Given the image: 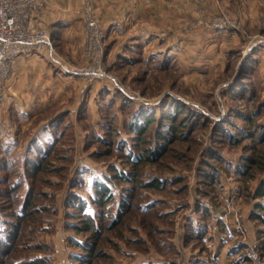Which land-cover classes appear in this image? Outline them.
<instances>
[{"label": "rangeland", "instance_id": "rangeland-1", "mask_svg": "<svg viewBox=\"0 0 264 264\" xmlns=\"http://www.w3.org/2000/svg\"><path fill=\"white\" fill-rule=\"evenodd\" d=\"M204 2L200 8L194 6L197 19L184 27L189 31L203 23L220 30L212 26L214 17L230 16L237 27L228 29L239 35L240 42L226 71H179L177 65L156 71L117 66L110 71L105 65L106 28L103 65L109 76L85 91L82 79L69 97L80 105L77 111L50 109L41 116L52 114L53 120L41 133L19 131L26 122L23 118L11 139L0 136V237L14 231V212L25 204L28 188L37 194L30 199L35 203L24 207L15 239L0 245L4 251L0 264H34L33 259L35 264H84L87 251L77 240L97 242L98 254L87 264H264V233L258 231L264 224L250 214L260 199L254 193L264 170L248 161L257 154L264 157V140H259L264 132V71L259 68L264 59V17L256 15L255 25L249 27L234 0H216L214 10ZM81 47L78 63L85 61ZM4 103L0 101V118L7 116L15 125L13 107ZM140 112L154 120L142 136L145 140L136 136L135 144L133 135L139 133L132 131L131 123L136 116L143 121ZM175 113H180L174 122L176 132L167 141L161 139L164 148L156 160L137 166L126 155L130 147L119 148L121 136L139 151L157 143L158 120L166 122ZM35 136L37 145L32 147ZM38 145L47 151V162L31 173L27 161L39 158ZM7 158L15 160L10 167L4 166ZM117 167L132 179H114L110 184L114 195L100 205L94 200V180L114 176ZM243 167H249L248 175L241 172ZM163 179L160 186L148 184ZM13 185L15 191L10 189ZM76 194H82L94 224L102 225L97 240L72 201ZM251 251H257V258L250 257ZM40 256L47 261L38 262Z\"/></svg>", "mask_w": 264, "mask_h": 264}, {"label": "crops", "instance_id": "crops-1", "mask_svg": "<svg viewBox=\"0 0 264 264\" xmlns=\"http://www.w3.org/2000/svg\"><path fill=\"white\" fill-rule=\"evenodd\" d=\"M93 1L108 30L105 65L110 71H116L117 66L136 67L137 71H156L160 67L170 70L174 65L179 71H226L240 42L234 31L211 30L203 23L187 31L184 26L197 15L194 5L185 0ZM234 1L235 7H242L239 11L247 26L255 25L256 15L264 17V0ZM204 6L214 10L218 4L216 0H205ZM81 8L82 0H44L43 12L33 23L49 30L55 50L34 51L14 60L0 101L13 107L17 122L14 125L7 116L0 118V125L5 127L4 131L0 128L2 139H11L18 123H24L23 118L26 122L19 131L30 128L37 134L52 122V114L41 116L50 109L79 108L77 100L69 97L83 82L70 67L78 63L84 41ZM259 68L264 71V59Z\"/></svg>", "mask_w": 264, "mask_h": 264}, {"label": "built area", "instance_id": "built-area-1", "mask_svg": "<svg viewBox=\"0 0 264 264\" xmlns=\"http://www.w3.org/2000/svg\"><path fill=\"white\" fill-rule=\"evenodd\" d=\"M196 7H201L205 0H185ZM44 0H0V94L11 77L13 62L16 58L34 51L54 52L55 44L49 30L33 23V19L43 12ZM81 20L85 29L83 54L85 61L70 67L81 75L85 86L95 81H106L108 70L103 65L106 27L95 12L91 0H82ZM227 14L215 16L213 27L228 29L236 26ZM232 23V24H231ZM231 25V26H230ZM237 27V26H236ZM239 225L241 222L236 218ZM252 258H257V251H251Z\"/></svg>", "mask_w": 264, "mask_h": 264}, {"label": "trees", "instance_id": "trees-1", "mask_svg": "<svg viewBox=\"0 0 264 264\" xmlns=\"http://www.w3.org/2000/svg\"><path fill=\"white\" fill-rule=\"evenodd\" d=\"M188 108V106H187ZM183 111V110H182ZM181 111V112H182ZM139 113V112H138ZM141 114H139L140 118H142L141 120L143 121H139V117L137 118L136 116V122L135 121H132L131 125L132 128H133V132L135 133H139V135H133L134 138H135V141L134 143L136 144L137 143V140H136V136H138V138L141 140H145L144 137H142L145 132L147 131V128L148 126L153 123V120L154 118H147L144 116V114L142 112H140ZM180 114V113H178ZM178 114L175 113V114H170L168 115L167 117L169 118L166 122L163 121V120H158V129H157V132H158V137H156V140H157V143H152L151 146L149 147H142L140 148L141 151H139L138 149L136 148H133L132 144H129L127 145L126 141L128 140V138L126 137H123L121 136L122 140L120 141V147L119 148H123L125 150H128V148L130 149L129 151H127V156L132 160V162L134 164H136L138 166V164L144 162V161H151V160H156L155 158L160 155L162 149L164 147L163 146V141H161L162 138L169 140L170 138H172V136L175 134L176 132V124L174 125V122L176 121V118L178 117ZM142 124V125H139V124ZM136 123V124H135ZM51 124V123H50ZM139 127V128H138ZM169 131L170 135H167L165 132ZM260 138L259 140L260 141H263L264 140V132L261 133L260 135ZM133 138V139H134ZM235 138V137H234ZM127 139V140H126ZM54 140V139H53ZM37 142V138L36 136L33 137V140L31 142V146L34 147ZM0 144H3V143H0ZM52 144V143H51ZM157 145V146H156ZM39 147V145H38ZM44 147L43 146H40L39 147V158H29L28 161H27V167L29 168V171L31 173H37L39 172L41 169L44 168V164L45 162H47V151L43 150ZM136 149V150H135ZM6 155H10L8 154V151L6 152ZM248 158V157H247ZM7 161L4 166L6 167H10L11 164H14L15 163V160H12V158L5 160ZM248 161L257 165L259 168L263 169L264 170V157L261 155V154H257V156H253V157H249L248 158ZM251 166V165H249ZM118 168V167H117ZM124 170L121 169L120 167L117 169V171H115V175L114 176H109L107 175L103 180L101 179L102 178V175L100 177H98L97 179H95V183H96V195L94 197V200L99 203L100 205H103L105 203V200L107 198H111L114 193L112 191V186L110 185L111 182L114 180V179H124L125 181L129 180V179H132V177H130L131 174H129L126 170L123 172ZM241 172L248 175L250 173L249 171V167L245 168L243 167L241 169ZM251 175V174H250ZM104 176V175H103ZM215 177V175H213ZM164 183V179L162 180V182H159L157 180H155L153 183L152 181H149L148 184H152L154 186H160ZM15 185V184H14ZM11 186L10 189L12 191H15L14 189L16 188L15 186ZM37 194H34V192H32V190L30 188H28L27 190V197L25 198V204L22 205L21 207H18L17 208V212H14V216H15V223L13 222V226L15 227L14 228V231L12 229V232L9 231L8 234H7V237L5 238H2L0 237V245H4L6 246V244H10L13 240L15 239V237L17 235H15V230L18 229V222L20 221H23L24 218H22L23 215H25V205L26 206H30L32 204L35 203V201L31 202L30 199L33 197V196H36ZM82 194H76V196H73L72 198V201L74 204L77 205V209H78V212L79 213H82L84 216H85V221L87 222V225L85 226V228H89L90 231L92 232V235L93 236V239L97 240L100 236V233L98 232V229H101L102 225H95L94 224V219H95V216L92 214V213H89L86 211V202H85V199L82 198L81 196ZM255 197H258L260 198L254 205V207L252 208V210L250 211V214L251 216L254 218V219H257L259 220L261 223L264 224V177L261 179L259 185L257 186V188L255 189V193H254ZM122 204V201L121 203H119V205L121 206ZM123 204H125V206L127 205L125 203V201H123ZM141 207L142 209L146 210V204L145 205H142L141 204ZM26 208V207H25ZM39 209H41V207H38L37 209L35 208L33 211L30 209V211H28V215L29 216H32L34 214V212L38 211ZM120 211H123V208L121 210V207H120ZM27 212V211H26ZM122 216V212H119V216L117 219H120ZM26 219V218H25ZM116 220V219H115ZM1 221V220H0ZM116 222V221H115ZM7 223V222H6ZM9 227V224L7 225ZM1 228V226H0ZM82 228V227H81ZM1 230V229H0ZM259 233H264V230H258ZM78 241V242H77ZM77 244L83 248L84 250L87 251V256L86 258L88 259L87 261L84 260V264H87L90 262L91 260V257L92 256H96V247H97V242L96 241H91L90 243L89 242H85L84 240H77ZM13 248L12 250L16 247V245L13 244ZM37 249V247H35ZM11 249V248H10ZM3 252L2 250H0V255H3ZM43 256H40L39 258V261L38 262H41L40 260H46L47 259H44L42 258ZM13 258V256H11V259ZM78 259H82L83 258V255L82 254H79L78 253V256H77ZM37 259H35L36 261ZM35 261L33 259V263L35 264ZM15 262V261H14ZM12 262V263H9V264H19V262ZM29 262V261H28ZM139 264H160L156 261H144L143 263H139Z\"/></svg>", "mask_w": 264, "mask_h": 264}]
</instances>
